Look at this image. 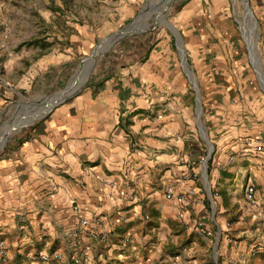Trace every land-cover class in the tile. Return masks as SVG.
I'll use <instances>...</instances> for the list:
<instances>
[{
  "label": "crops",
  "instance_id": "0c3cea01",
  "mask_svg": "<svg viewBox=\"0 0 264 264\" xmlns=\"http://www.w3.org/2000/svg\"><path fill=\"white\" fill-rule=\"evenodd\" d=\"M52 1L59 8L61 0ZM13 9L0 0V23ZM59 15L41 12L48 22ZM84 26L91 49L98 32ZM242 26L264 85L252 31ZM170 28L156 39L138 33L132 45L117 38L85 88L37 114L0 155V241L10 253L0 264H28L51 250L81 264H264V154L257 150L264 111L231 101L228 86L230 68L245 67V59L230 44L223 53L199 36L186 44ZM21 30L0 33V107L14 94L45 89L50 76L62 79V68L76 63L73 40ZM232 155H257L259 164L235 178L218 161ZM253 176L249 202L237 191Z\"/></svg>",
  "mask_w": 264,
  "mask_h": 264
},
{
  "label": "rangeland",
  "instance_id": "374dc122",
  "mask_svg": "<svg viewBox=\"0 0 264 264\" xmlns=\"http://www.w3.org/2000/svg\"><path fill=\"white\" fill-rule=\"evenodd\" d=\"M11 1L14 3L15 9L11 11L12 16L9 20L0 23V33L6 26H17L22 29L21 31L29 29L34 33L57 34L62 41L67 43L73 40L75 44L71 47L76 49L74 56L76 63L70 68H62L61 72H65L61 76L62 79H57L56 75L50 76V83L45 86V89L31 91L29 94H14L7 98L0 107V155L5 153L12 140L20 137L26 129L27 123L32 122L37 114L63 102L69 97V94L71 96L85 88L89 81L88 77L105 60L107 54L105 51L117 38L124 36L122 42L125 45L137 44L140 40L136 34L143 33V36L139 37L141 40L143 38L156 39L159 33H170L167 31L168 27H171L170 29L177 28L186 44H190L192 37L199 36L210 44L220 45L223 53L225 46L229 44L231 48L232 46L236 48L237 56L235 58L245 59L246 63L245 67L237 68V71L234 70V67L230 68L232 69V80L230 83L226 81L229 83L228 86L233 88L230 92L231 101L234 99L238 101L237 98L240 97L241 103L248 104L250 109L264 111V85L255 66L251 63L250 47L242 28L245 21L246 30L252 31L251 37L258 50L257 53L255 51L260 64L258 69L264 75V0H61L59 8L52 0H49V3L46 0ZM50 2L54 7H51ZM247 2L254 17L248 11ZM18 8L21 9L20 13L17 12ZM47 10L59 11L61 15L55 19L51 16L48 22L47 18L43 19L41 16V12H47ZM53 25L55 28L52 27ZM99 25L101 27L97 30L96 27ZM132 25V29L126 31ZM80 26L86 27L93 33L98 32L91 49L83 45L85 39L80 32ZM22 36L18 31L14 37L17 39ZM57 36L55 37L57 38ZM190 36L191 38H188ZM33 37L35 36H32V39ZM28 42L34 46L37 44L35 40ZM181 42L183 41L181 40ZM50 47V45L47 46V48ZM43 103L45 107L43 106L42 110L31 116L30 120L18 121L20 117L25 116L26 112H37L34 110L35 106ZM9 123H13V129L8 128ZM7 139L9 140L4 144ZM241 157L238 160L237 155H232L228 161L220 159L218 160L219 166L221 168L232 167L236 178V172L239 170L242 175L245 173V169L254 170L253 168L259 164L254 160L257 155H254L252 160L247 159L246 161ZM232 180L235 185L237 183L245 185V181L234 180V178ZM250 183L254 184L256 188L258 187L255 176L251 178ZM245 189L246 187L242 191H237V194L244 199L246 198ZM198 227L202 226L198 224ZM72 246L75 247L74 244ZM256 250L259 253L260 247ZM47 253L53 256L56 251L51 250ZM38 257V255H35V258L30 255L27 259L28 264H38ZM86 259L89 262V258ZM56 264H76V262L74 257L69 258L62 252L61 258Z\"/></svg>",
  "mask_w": 264,
  "mask_h": 264
},
{
  "label": "built area",
  "instance_id": "2783aa9c",
  "mask_svg": "<svg viewBox=\"0 0 264 264\" xmlns=\"http://www.w3.org/2000/svg\"><path fill=\"white\" fill-rule=\"evenodd\" d=\"M257 150L261 153L264 154V143L262 142H259L258 146H257ZM256 192H257V188L254 184H248L246 186V189H245V197L246 199L249 201V202H254L255 201V197H256ZM175 195V191L174 189L171 187L168 189V192H167V197L172 199ZM200 226H204V222H201L200 223ZM91 236L92 238L94 239H98V240H101V241H107L109 236L106 234V233H103V232H98V231H92L91 233ZM75 247H77V244L75 245ZM38 264H52L53 262H57L58 259L61 258V254L60 253H55L53 254V256H51L49 253H45V252H42V253H39L38 254ZM32 257L35 258V255H32ZM0 258L6 262L9 260L10 258V253H9V250L7 248V244L5 241L1 240L0 241ZM74 261L77 263V264H80L82 263V259L79 258V257H74Z\"/></svg>",
  "mask_w": 264,
  "mask_h": 264
},
{
  "label": "bare ground",
  "instance_id": "6f19581e",
  "mask_svg": "<svg viewBox=\"0 0 264 264\" xmlns=\"http://www.w3.org/2000/svg\"><path fill=\"white\" fill-rule=\"evenodd\" d=\"M78 87V86H77ZM76 87V88H77ZM44 106V104H41L40 106L39 105H36L35 106V108H34V110H37V112H34L33 111V113H25V116H23V117H20V120H18V121H24V120H28V119H31V116H33V115H35V114H37L40 110H41V108ZM45 107V106H44ZM38 108V109H37ZM24 115V114H23ZM17 124V123H16Z\"/></svg>",
  "mask_w": 264,
  "mask_h": 264
},
{
  "label": "water",
  "instance_id": "95a60500",
  "mask_svg": "<svg viewBox=\"0 0 264 264\" xmlns=\"http://www.w3.org/2000/svg\"><path fill=\"white\" fill-rule=\"evenodd\" d=\"M247 6H248V11H250L251 13H252V15H253V12H252V10L250 9V7H249V3L247 2ZM253 17H254V15H253ZM132 27H133V25L132 26H129L127 29H126V31H130L131 29H132ZM260 76H261V79L262 80H264V77L262 76V74H260ZM68 96V95H67Z\"/></svg>",
  "mask_w": 264,
  "mask_h": 264
}]
</instances>
